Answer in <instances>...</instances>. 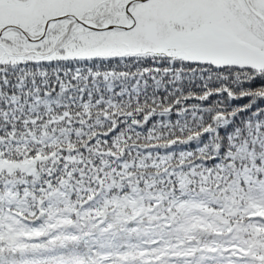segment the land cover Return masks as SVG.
Returning a JSON list of instances; mask_svg holds the SVG:
<instances>
[{
    "label": "snow or ice",
    "instance_id": "1",
    "mask_svg": "<svg viewBox=\"0 0 264 264\" xmlns=\"http://www.w3.org/2000/svg\"><path fill=\"white\" fill-rule=\"evenodd\" d=\"M20 149L41 192L169 161V183L264 184V0H0V155Z\"/></svg>",
    "mask_w": 264,
    "mask_h": 264
},
{
    "label": "trees",
    "instance_id": "2",
    "mask_svg": "<svg viewBox=\"0 0 264 264\" xmlns=\"http://www.w3.org/2000/svg\"><path fill=\"white\" fill-rule=\"evenodd\" d=\"M166 167L41 192L23 149L0 155V264H264V184Z\"/></svg>",
    "mask_w": 264,
    "mask_h": 264
},
{
    "label": "rangeland",
    "instance_id": "3",
    "mask_svg": "<svg viewBox=\"0 0 264 264\" xmlns=\"http://www.w3.org/2000/svg\"><path fill=\"white\" fill-rule=\"evenodd\" d=\"M18 162V165H20L23 170H30L32 168V162L28 159L19 160Z\"/></svg>",
    "mask_w": 264,
    "mask_h": 264
}]
</instances>
